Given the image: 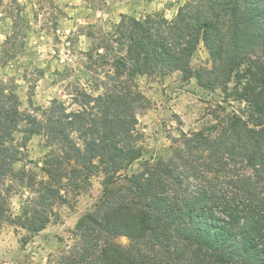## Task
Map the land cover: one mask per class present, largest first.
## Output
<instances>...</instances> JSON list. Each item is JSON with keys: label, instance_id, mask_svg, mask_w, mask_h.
<instances>
[{"label": "trees", "instance_id": "trees-1", "mask_svg": "<svg viewBox=\"0 0 264 264\" xmlns=\"http://www.w3.org/2000/svg\"><path fill=\"white\" fill-rule=\"evenodd\" d=\"M200 43L210 68L190 66ZM85 57L89 89L70 94L69 105L22 111L0 81V229L43 231L100 177V198L49 264H264V0H185L171 20L121 15ZM174 73L232 92L247 116L222 109L207 128L178 130L168 155L130 171L142 154L135 111L146 105L136 80ZM32 137L47 149L40 177L15 168ZM13 182L30 194L15 216Z\"/></svg>", "mask_w": 264, "mask_h": 264}, {"label": "rangeland", "instance_id": "rangeland-1", "mask_svg": "<svg viewBox=\"0 0 264 264\" xmlns=\"http://www.w3.org/2000/svg\"><path fill=\"white\" fill-rule=\"evenodd\" d=\"M184 1L0 0V81L13 89L22 111L46 108L52 100L69 105L70 94L77 89H89L87 68L90 64L86 54L112 31L121 15L141 20L158 13L171 20ZM190 66L193 69L211 66L209 53L201 43ZM136 82L146 98V105L135 111L136 144L142 154L130 171L137 170L138 163L168 155L171 138L176 137L178 130L207 128L212 116L223 114L222 109L243 119L247 116L245 104L235 101L232 92L224 94L219 88L202 89L196 79L185 80L179 73L141 77ZM77 109L70 106V110ZM19 137L16 136L17 141ZM46 153L43 138L32 137L25 159L15 168L24 167L40 177V164L36 166V162ZM12 184L15 191L8 205L15 216L20 214L30 194L17 182ZM101 191L102 178H91L78 193L70 196L66 205L55 209L50 223L35 235L29 236L14 226H4L0 229V264H49L51 258L69 244V232L82 215L92 210Z\"/></svg>", "mask_w": 264, "mask_h": 264}]
</instances>
